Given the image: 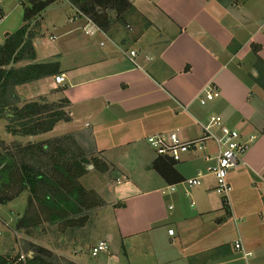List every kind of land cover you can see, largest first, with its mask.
<instances>
[{
	"label": "crops",
	"instance_id": "1",
	"mask_svg": "<svg viewBox=\"0 0 264 264\" xmlns=\"http://www.w3.org/2000/svg\"><path fill=\"white\" fill-rule=\"evenodd\" d=\"M132 1L140 16L125 27L87 34L88 17L75 9L72 23L50 37L58 44L41 57L37 46L44 41L36 39L34 62H58L65 82L53 76L20 91L24 98H68L70 120L47 135L71 124L51 137L86 132L110 165L109 173L87 175L98 178L88 187L103 200L110 195L102 207L110 209L114 227L107 238H80L63 255L75 264H264V85L256 65L264 61V0ZM210 85L221 94L201 104ZM213 115L241 140L254 138L229 173L228 203L211 174L200 186L185 182L214 164L219 146L213 140L175 162L170 180L154 167L159 156L147 144V137L169 132L196 139ZM97 218L94 210L91 224ZM100 241L109 250L92 256Z\"/></svg>",
	"mask_w": 264,
	"mask_h": 264
},
{
	"label": "trees",
	"instance_id": "2",
	"mask_svg": "<svg viewBox=\"0 0 264 264\" xmlns=\"http://www.w3.org/2000/svg\"><path fill=\"white\" fill-rule=\"evenodd\" d=\"M57 1L31 0L25 8L24 25L8 33L0 45V119H7L9 134L27 137L26 141L10 142L0 138V206L24 192L29 194L26 210L14 228L20 236L18 252L0 254V264H14L23 249L32 252L31 256L26 252V264H75L62 250L66 245L75 250L80 238L89 240L92 212L104 205L97 191L83 182L90 172L106 174L111 170L90 134L37 138L59 122L70 120L69 99L51 100L48 94L24 98L19 90L59 74L58 62H34V44L43 34L42 14ZM65 1L105 32L127 26L133 15L134 21L140 16L132 0ZM256 65L263 86L264 61L258 58ZM175 166L174 160L164 156L154 163L168 180L175 175Z\"/></svg>",
	"mask_w": 264,
	"mask_h": 264
},
{
	"label": "built area",
	"instance_id": "3",
	"mask_svg": "<svg viewBox=\"0 0 264 264\" xmlns=\"http://www.w3.org/2000/svg\"><path fill=\"white\" fill-rule=\"evenodd\" d=\"M6 16L0 9V22ZM89 24L86 29L87 34L93 35L95 32H103L104 30L97 25L94 21L88 18ZM131 61L136 64L135 57L137 52L131 50ZM55 82L57 84H63L65 82L64 75H56ZM220 91L216 86L210 85V87L199 97L201 104H205L209 101L215 100L220 96ZM216 127L219 133L212 131V128ZM208 140H213L219 146V152L215 159L214 164L207 168V171H199L193 178L186 179L185 182L190 187L200 186L201 179L205 174H211L215 178L216 193L222 197L227 203L229 202V196L233 190V185L229 182V173L231 169L238 166L241 155H244L250 148L254 140L250 137L248 140L240 139V132L236 129L224 124L222 116L213 115L210 117L209 123L203 125V131L200 137L196 139H186L178 132L161 133L160 135H154L147 137V144L156 152L159 157H168L175 162L181 160L183 155L189 152L200 153ZM172 190H175V186H171ZM171 235L174 234V230H169ZM236 249L242 248V243H236ZM109 250V243L107 241H100L98 245L94 246L90 253L92 256H97L102 252ZM249 253H245L248 256ZM27 255L21 254L19 259L14 264H26Z\"/></svg>",
	"mask_w": 264,
	"mask_h": 264
},
{
	"label": "rangeland",
	"instance_id": "4",
	"mask_svg": "<svg viewBox=\"0 0 264 264\" xmlns=\"http://www.w3.org/2000/svg\"><path fill=\"white\" fill-rule=\"evenodd\" d=\"M31 0H0V9L6 16L0 22V45L5 41V37L8 33L18 31L24 25L25 19V8L30 5ZM76 15V10L68 2L59 0L55 3L48 5L42 14L41 21L43 26V34L40 37L44 41V46H37V54L39 57L44 55L43 49L53 48L54 45L58 44L57 40H52L50 37L52 34L60 35V28L62 24L72 23L73 16ZM84 31V30H83ZM42 48V49H41ZM30 87H19V90L24 92ZM7 119L5 117L0 119V138L10 142L12 140L26 141L27 137L13 136L6 131ZM71 124L63 123L59 126L54 133L46 134V137H51L59 134H63L67 131L72 130ZM39 139H42L39 137ZM154 151V150H153ZM156 154V152L154 151ZM89 177L88 175L84 178V184L86 186H95L98 178L95 175ZM105 189V188H104ZM165 192L169 190L165 189ZM103 196L104 200H109L110 195L105 193ZM220 197V196H219ZM28 192H24L17 199L3 204L0 206V254L17 253L18 252V240L20 236L14 231L16 224L20 217L24 214L27 207ZM103 200V201H104ZM103 206V205H102ZM100 206L95 211L99 214V218L93 219L91 224L89 237L98 239L100 237L107 238V229L110 226L114 227V219L109 212L110 209ZM93 232V233H92ZM110 247V246H109ZM71 247L68 246L67 250H62V254H72ZM112 250V249H111ZM25 249L22 250L23 254H26ZM32 254L31 251L27 252V255Z\"/></svg>",
	"mask_w": 264,
	"mask_h": 264
}]
</instances>
